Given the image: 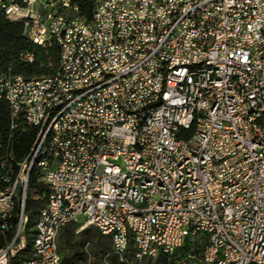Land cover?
Masks as SVG:
<instances>
[{
  "label": "built area",
  "instance_id": "built-area-1",
  "mask_svg": "<svg viewBox=\"0 0 264 264\" xmlns=\"http://www.w3.org/2000/svg\"><path fill=\"white\" fill-rule=\"evenodd\" d=\"M75 2L0 0L31 43L61 51L53 77H0L11 130L54 123L30 154L52 147L26 258L29 188L13 183V168L0 183V264H53L75 225L113 232L124 264L188 245L203 248L204 264H264V0H92L90 21Z\"/></svg>",
  "mask_w": 264,
  "mask_h": 264
},
{
  "label": "trees",
  "instance_id": "trees-1",
  "mask_svg": "<svg viewBox=\"0 0 264 264\" xmlns=\"http://www.w3.org/2000/svg\"><path fill=\"white\" fill-rule=\"evenodd\" d=\"M75 3L82 16L90 21L94 12L92 0H76ZM27 57H31L32 61L27 60ZM60 59L61 51L54 41L44 47L35 46L24 35L22 24L9 22L0 14V77L15 76L28 81L53 77L60 69ZM35 140L36 131L22 121L17 122L15 130H11L10 108L7 103L0 102V183L10 169L15 168L16 163L28 157ZM4 163L6 169L3 170ZM45 194L46 188L39 182L38 173L34 172L26 203L27 234L33 229L44 207ZM86 245H89V253L84 251ZM132 248L131 243L128 259L131 258ZM59 252L62 264H79L88 257L91 264H106L108 257H111L112 264H124L113 256L111 240L98 231L92 239L84 242L82 234L75 235L68 227L60 234Z\"/></svg>",
  "mask_w": 264,
  "mask_h": 264
},
{
  "label": "bare ground",
  "instance_id": "bare-ground-1",
  "mask_svg": "<svg viewBox=\"0 0 264 264\" xmlns=\"http://www.w3.org/2000/svg\"><path fill=\"white\" fill-rule=\"evenodd\" d=\"M10 2H17V0H10ZM96 10L94 5V12L91 20H95ZM86 20V19H85ZM44 111H51V101H44ZM36 131V140L31 151H37L41 142H50L52 140V133L54 131V123H47L44 127L42 125H34L32 128ZM31 154V152H30ZM29 154V155H30ZM28 155V156H29ZM52 158V147L42 148L37 155H30L26 163V159L20 163L15 164L13 168V183H20L23 178V185L29 188L31 177L34 172L39 175V164L47 163ZM25 164V170H22V165ZM40 214L33 229L29 234L26 233V216H24L23 240L21 241L20 250H17V258H26L35 251L40 237ZM22 231V221H15L10 225V241L12 244H19ZM80 234V233H79ZM106 238L113 239V232H106ZM53 264H62L61 256H53Z\"/></svg>",
  "mask_w": 264,
  "mask_h": 264
},
{
  "label": "rangeland",
  "instance_id": "rangeland-1",
  "mask_svg": "<svg viewBox=\"0 0 264 264\" xmlns=\"http://www.w3.org/2000/svg\"><path fill=\"white\" fill-rule=\"evenodd\" d=\"M82 221V220H81ZM78 226H72L70 227V232L74 233L75 235H79L77 233ZM88 233H80L83 236L84 242L87 240H90L95 235L96 230H88ZM84 251L86 253H89V245L85 246ZM202 252L203 248L201 246H195V245H188L185 249L179 251L176 253L173 257H170L169 259L161 260V261H155L152 264H165L164 262H167L166 264H204L202 261ZM111 257H108V260L106 264H112L110 262ZM119 263H121L119 261ZM79 264H91V259L88 257L86 260H83Z\"/></svg>",
  "mask_w": 264,
  "mask_h": 264
}]
</instances>
